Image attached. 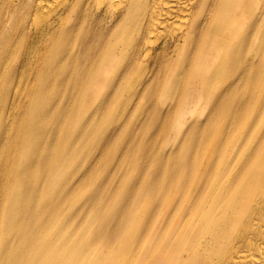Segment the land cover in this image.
Wrapping results in <instances>:
<instances>
[{
  "label": "bare ground",
  "instance_id": "obj_1",
  "mask_svg": "<svg viewBox=\"0 0 264 264\" xmlns=\"http://www.w3.org/2000/svg\"><path fill=\"white\" fill-rule=\"evenodd\" d=\"M89 262L264 264V0H0V264Z\"/></svg>",
  "mask_w": 264,
  "mask_h": 264
},
{
  "label": "rangeland",
  "instance_id": "obj_2",
  "mask_svg": "<svg viewBox=\"0 0 264 264\" xmlns=\"http://www.w3.org/2000/svg\"><path fill=\"white\" fill-rule=\"evenodd\" d=\"M140 87H141V86H140ZM173 93H174V88H173V91H172L171 93H168V94L165 95V96H167V97H166V101H167V100H168V102L170 101V97L173 95ZM125 94H126V92H125ZM125 94H124V96H125ZM174 95H175V94H174ZM62 103L68 105V100L64 99V100L62 101ZM77 103H78V101H76V105H78ZM69 104L73 107L74 102L71 101ZM123 108H125V105L123 106ZM115 113H118V112H115ZM112 116H113V118H114V115H112ZM112 116H110L109 119H104L102 122L97 123V125L99 124L98 130H99L102 126H104V125H106V124H110V123L112 122V121H111ZM178 120H179V119H178ZM170 121H171V125H172V130H171L170 133H172L174 137L179 136V132H178V131L176 130V128L174 127V125L177 124V118H171ZM161 140H166V137L163 138V139H160V141H161ZM160 141H159V142H160ZM100 170H102V169H100ZM137 174H138V173H137ZM84 190H85V189H84ZM68 216H69V214H68ZM71 232H72V231H71ZM65 256L67 257V255H65ZM69 258H70V257H69ZM69 258H67V260H69ZM71 262L73 263V261H71ZM88 264H91V263L89 262Z\"/></svg>",
  "mask_w": 264,
  "mask_h": 264
}]
</instances>
